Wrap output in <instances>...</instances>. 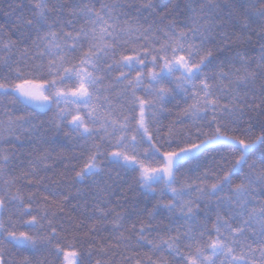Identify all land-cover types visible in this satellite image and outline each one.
Listing matches in <instances>:
<instances>
[{
    "label": "snow or ice",
    "instance_id": "snow-or-ice-1",
    "mask_svg": "<svg viewBox=\"0 0 264 264\" xmlns=\"http://www.w3.org/2000/svg\"><path fill=\"white\" fill-rule=\"evenodd\" d=\"M30 5L0 25V264H264V0ZM89 179L97 215L69 240L65 180ZM117 180L143 208L102 207Z\"/></svg>",
    "mask_w": 264,
    "mask_h": 264
},
{
    "label": "trees",
    "instance_id": "trees-1",
    "mask_svg": "<svg viewBox=\"0 0 264 264\" xmlns=\"http://www.w3.org/2000/svg\"><path fill=\"white\" fill-rule=\"evenodd\" d=\"M20 3L21 8L17 9L16 12L11 16H5L4 12L9 11V4L10 3ZM99 5H97L98 7ZM30 0H0V25L4 26L5 31L7 32L8 29L12 28L13 22L16 20L17 16L23 14L28 15L30 11ZM231 31V29H229ZM15 38V36H13ZM252 46L258 47L256 45V39L253 37L252 44H242L239 47L240 51H244L246 49H250ZM235 50V49H234ZM175 112L176 109H173V115L168 116L166 119H164L163 123L165 125L168 124V122L175 118ZM53 117V112H49L47 115H42L38 117V121H44L45 123V131L47 132L48 137L51 139L53 138L56 133L55 129L51 128L50 125L47 124L48 121H50ZM61 135V139L63 140V136ZM64 144L66 147L61 149L60 147L56 145H50L45 144L42 145V149H51L55 147L56 152L63 151L66 156H71L76 149L72 148L71 141L64 140ZM6 148H13V145H5ZM50 163H53L50 161ZM65 163H69V161H61V160H55L54 161V167L44 171L41 170L42 176L51 177L53 179L57 178V173L65 171L64 165ZM71 163H76V161H71ZM205 165H210L211 160H205ZM201 171H203V168H201ZM68 175H71V173H68ZM189 175L192 176L193 179H195V176L198 175V173H189ZM113 179H115V172H113ZM131 178H128L127 183H131ZM70 183L69 181L65 180L64 184V192L65 194L71 193L70 199L65 204V210L64 213L60 214L58 217V225L62 226L64 229L65 235L68 236V239L71 240L73 235H77L79 238L83 239V233L87 231L88 227L91 226L92 221L95 219V216L97 213L95 212V203L96 201L93 198V193L95 192V188L92 184V180L89 179L83 183L76 184L74 187L68 188L67 185ZM127 183L124 181L117 180L116 185L113 189H109L106 193L102 194L103 199L107 201L105 204L102 205V207H106L108 209H115L117 212L122 213L125 216H128L131 214V201L133 197H135L136 200L140 201V207L143 208L144 200L138 193H128L129 201L126 203L124 200V193L122 191L123 188L127 187ZM77 189L81 190V195H77ZM33 190V189H29ZM40 192L43 193V186H40ZM85 202H87V207H85ZM156 203L155 199H152L150 202H147V206L151 208L153 204ZM144 218L147 219V214H144ZM161 217L157 216L155 220L152 221L153 224L159 223L161 221ZM215 219V215L212 216V220ZM109 220H111V216H109ZM133 220H136V216L132 215L131 219L128 221L129 224L132 223ZM82 222V223H81ZM167 221H163V224L161 225L166 226ZM139 227V225H137ZM209 226H211V222H209ZM110 230V225L108 226ZM109 232L101 230L99 233V236L97 239H99L100 236H108ZM84 248H87V244H84ZM126 255H131V253H126Z\"/></svg>",
    "mask_w": 264,
    "mask_h": 264
}]
</instances>
